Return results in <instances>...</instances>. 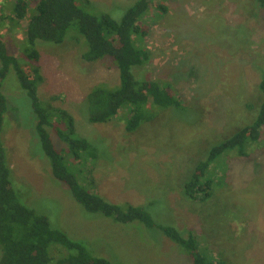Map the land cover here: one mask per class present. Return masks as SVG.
Returning <instances> with one entry per match:
<instances>
[{
  "label": "rangeland",
  "instance_id": "374dc122",
  "mask_svg": "<svg viewBox=\"0 0 264 264\" xmlns=\"http://www.w3.org/2000/svg\"><path fill=\"white\" fill-rule=\"evenodd\" d=\"M17 1L0 0L6 17L0 36L12 55L24 61L21 43L36 0L22 21L14 20ZM137 1L76 3L94 16L108 14L120 22ZM145 20L149 33L144 45L151 60L139 73L171 84L184 106L148 110L156 111L152 120L132 134L126 131L124 112L106 124H92L84 114L91 91L120 86L112 59L85 62L88 45L75 26L61 45L37 43L44 77L38 97L68 111L79 137L98 148L97 160L89 162L91 174L86 171L89 176H82L81 166L71 171L81 183L93 180L95 192L108 201L147 207L156 223L192 232L209 261L264 264V127L260 139L248 144L247 157L229 152L216 161L213 176L222 173V178L210 200L194 201L182 193L205 148L256 118L264 78V8L258 0H154ZM2 93L8 108L1 142L26 206L113 264H191L182 248L158 229L86 212L54 179L36 135L31 100L13 69ZM50 132L55 147H63L55 131Z\"/></svg>",
  "mask_w": 264,
  "mask_h": 264
},
{
  "label": "trees",
  "instance_id": "16d2710c",
  "mask_svg": "<svg viewBox=\"0 0 264 264\" xmlns=\"http://www.w3.org/2000/svg\"><path fill=\"white\" fill-rule=\"evenodd\" d=\"M32 1L34 0L17 1L14 20L26 19ZM85 1L90 3L89 0ZM153 1L138 0L118 22L108 14L97 17L86 12L77 5L76 0H36L35 14L27 22L25 38L21 43L25 56L20 54L19 57L24 61L12 55L10 47L7 48L2 43L0 36V264H113L105 258L92 255L84 244L52 227L49 218L26 206L22 200L28 205L27 201L15 189L12 169L1 142L4 115L8 108L2 85L11 69L16 74L20 88L31 100L36 117V135L50 161L54 179L69 189L72 197L86 212L102 215L120 224L139 222L146 228L158 229L182 248L191 264H229L220 259L209 261L199 251L198 241L192 232L181 233L172 226L156 223L146 210L147 207L114 204L95 192L93 180L86 181L83 178L85 185L81 183L71 170L81 166L82 176H89V162L97 160L98 148L89 140L79 137L74 118L68 111L55 108L52 103L45 100L43 102L38 97V86L44 81V77L37 43L61 45L70 28L75 26L88 45L82 59L87 63L112 59L121 82L114 90L98 88L89 93L84 114L90 123L106 124L124 112L126 131L132 134L146 119L150 117L148 122L152 120L156 111L151 113L148 110L184 106L171 84L142 78L139 73L151 60L144 41L149 33L145 19ZM258 4L264 8V0H258ZM159 9L163 13L166 11L163 4L159 5ZM5 18L0 11V30ZM262 79L258 87L262 95L261 104L256 118L217 144L205 148L203 159L183 187L182 193L186 198L200 202L210 200L222 178V173L220 178L213 176L216 161L229 152H236L242 158L247 157L248 144L260 139L261 129L264 127V78ZM51 129L55 131L63 147H55L50 135Z\"/></svg>",
  "mask_w": 264,
  "mask_h": 264
}]
</instances>
